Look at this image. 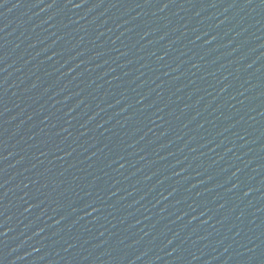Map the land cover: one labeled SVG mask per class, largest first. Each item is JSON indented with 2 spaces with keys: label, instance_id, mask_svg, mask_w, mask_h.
Segmentation results:
<instances>
[{
  "label": "water",
  "instance_id": "1",
  "mask_svg": "<svg viewBox=\"0 0 264 264\" xmlns=\"http://www.w3.org/2000/svg\"><path fill=\"white\" fill-rule=\"evenodd\" d=\"M0 264H264V0H0Z\"/></svg>",
  "mask_w": 264,
  "mask_h": 264
}]
</instances>
